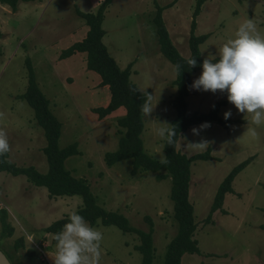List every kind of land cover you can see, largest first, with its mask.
Returning a JSON list of instances; mask_svg holds the SVG:
<instances>
[{"label": "rangeland", "instance_id": "1", "mask_svg": "<svg viewBox=\"0 0 264 264\" xmlns=\"http://www.w3.org/2000/svg\"><path fill=\"white\" fill-rule=\"evenodd\" d=\"M104 0H35L21 1L17 11L0 3V126L6 128L12 151L9 158L19 166H35L40 172L49 165L43 148L44 129L35 119L34 109L20 98L28 85L27 59L30 60L39 87L50 100V108L62 122L59 146L78 143L81 154L67 158L72 174L88 180L99 205L129 218L130 224L148 231L150 216L154 223V260L165 264L167 246L177 233L171 178L158 180L151 171L132 175V161L125 159L108 166L105 153L118 147V118L124 107L100 119L93 108L108 105L111 91L100 85V76L87 68L86 53L66 59L61 53L82 40L89 29L82 12H96ZM198 0H112L105 12L104 42L121 68L135 61L130 76L139 88H147L155 106L144 116V147L159 159L164 154V139L157 130L160 123L171 124L177 115L172 101L178 88L175 65L162 53L154 17L157 6H168L163 18L170 38L183 57L191 54L189 39ZM247 19L257 22L264 34V0H205L196 17L195 33L209 34L200 44L205 58L218 57V49L235 37ZM203 70L193 74L192 84ZM191 84V85H192ZM227 104L220 115L231 110L236 120L229 128L219 124L200 129L193 125L183 133L178 148L187 155L211 148L213 159L193 162L190 198L194 203L201 254H185L182 264H263L264 262V124L257 127L251 116L240 113L227 99L226 92L196 90L190 87L187 97L190 113L209 112L218 101ZM246 120V122H240ZM200 129L199 134L192 132ZM255 129L253 137L248 129ZM207 141L204 150L188 149L192 142ZM251 158L233 182L234 193L212 214L206 224L220 183L235 166ZM83 206L80 195L50 198L46 187L36 186L25 175L0 172V209H8L12 236L0 239V247L12 264H54L56 243L46 227ZM225 209L227 213H223ZM103 232L101 264H142L136 249L141 242L137 233H124L115 225L98 224ZM24 245L17 247L19 240ZM32 251V255L29 252Z\"/></svg>", "mask_w": 264, "mask_h": 264}, {"label": "trees", "instance_id": "2", "mask_svg": "<svg viewBox=\"0 0 264 264\" xmlns=\"http://www.w3.org/2000/svg\"><path fill=\"white\" fill-rule=\"evenodd\" d=\"M21 1L35 0H0V3L10 6L13 11H17ZM204 1L198 0L194 11L189 39L191 51L189 57H183L173 44L163 18L164 9L171 5H158L157 14L154 17L156 32L163 55L175 65V68L177 64L181 65L180 74L176 70V79L173 81V84L178 88L177 95L172 101L173 106L177 110V115L171 122V125H174L177 132L176 145L175 147L167 145L166 140H164L163 150L170 161L166 165L160 164L158 162L159 159L148 154L144 147L142 135L145 129V122L140 106L144 102L145 97L140 92L133 93L130 91V87L139 88L130 78L135 61L131 62L126 68H121L116 59L110 54L104 42L106 30L103 28V22L105 12L112 0H104L96 12L86 13L78 10V14L85 19L86 24L89 26L87 34L82 40L72 44L60 55V59H66L78 52L86 53L87 68L100 76L101 86H108L110 88L111 99L108 105L93 108V112L100 119H104L121 107L126 109L125 115L118 118L117 121L121 127V130L118 132V147L115 151H107L105 153L106 164L110 167L119 161L131 159L132 175H136L141 171H151L156 174L158 180L171 178L170 197L173 201L174 219L178 230L175 237L167 246L165 264H182V258L185 254H201L202 252L199 240L194 237L198 223L195 220L194 203L190 198L191 166L196 160L213 159L211 148H208L204 152L187 155L178 148V142L183 133L193 125L208 122L210 126L219 124L225 128H229L236 121L230 118L225 119L220 115L221 107L227 104L225 100L216 102L207 113H190L188 109L187 97L192 84L193 74L199 70H203L202 63L204 57L200 51V44L204 43L209 37V34L197 35L195 33L196 17L200 14ZM187 58H196V67H189L186 64ZM27 66V89L19 97L25 99L34 109L35 119L44 129L47 143L43 151L46 155L49 168L47 172L42 173L33 165L19 166L13 162L11 164L0 162V172H8L15 176L25 175L34 185L46 187L50 198L73 195L82 196L83 206L79 207L76 212L83 215L91 226L98 224L105 226L115 225L124 233H137L141 242L136 246V249L142 254V264H152L155 253L153 220L150 216H146V220L149 222L148 231L132 226L129 218L123 213L107 210L99 205L95 195L91 191L88 180L74 176L66 167L65 162L67 158L72 155L81 154L82 151L76 142L65 148L59 146L62 122L51 110L50 100L39 87L29 59H27ZM240 122H246V120ZM251 160L249 158L235 166L220 183L209 216L205 219L206 224L213 223L212 214L221 208L227 193H234L233 182L235 178ZM221 210L224 214L227 213L225 209ZM8 215L6 207L0 209V239L12 236L14 233L15 229L8 222ZM68 216L58 219L46 227V231L50 233L53 243H56L53 238L54 234L61 231L63 225L68 222ZM262 227L264 229V224H262ZM22 245H24L23 239L19 240L16 246ZM29 254L32 255V251Z\"/></svg>", "mask_w": 264, "mask_h": 264}, {"label": "clouds", "instance_id": "3", "mask_svg": "<svg viewBox=\"0 0 264 264\" xmlns=\"http://www.w3.org/2000/svg\"><path fill=\"white\" fill-rule=\"evenodd\" d=\"M218 57L209 54L203 59L202 74L191 85L196 90L226 92L227 99L234 104L240 113L251 116V123L257 127L264 124V34L257 27V22L247 19L239 25L235 37L228 39L219 49ZM186 64L194 68L197 65L196 58H187ZM181 65H176L180 74ZM133 93L140 92L145 97L141 104V113L149 117L155 106L152 105L153 95L147 88L130 87ZM0 112V118L3 117ZM231 116V110L224 113V118ZM158 135L166 140L167 145H176L177 132L174 125L167 122L160 123ZM210 127L205 122L200 129ZM193 128L194 134L199 130ZM253 137L257 136L255 129H248ZM207 141L192 142L188 149L204 150L208 146ZM12 151L6 128L0 126V162L12 163L8 154ZM160 164L170 163L167 156L159 155ZM56 241V255L54 264H101L103 232L92 227L85 217L76 211L69 213L68 222L63 225L61 231L54 234Z\"/></svg>", "mask_w": 264, "mask_h": 264}, {"label": "water", "instance_id": "4", "mask_svg": "<svg viewBox=\"0 0 264 264\" xmlns=\"http://www.w3.org/2000/svg\"><path fill=\"white\" fill-rule=\"evenodd\" d=\"M0 264H12L7 254L0 247Z\"/></svg>", "mask_w": 264, "mask_h": 264}]
</instances>
